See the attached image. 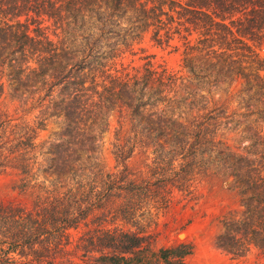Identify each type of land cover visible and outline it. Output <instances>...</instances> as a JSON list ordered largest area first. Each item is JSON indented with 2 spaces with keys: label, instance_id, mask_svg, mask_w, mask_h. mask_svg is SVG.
Wrapping results in <instances>:
<instances>
[{
  "label": "trees",
  "instance_id": "16d2710c",
  "mask_svg": "<svg viewBox=\"0 0 264 264\" xmlns=\"http://www.w3.org/2000/svg\"><path fill=\"white\" fill-rule=\"evenodd\" d=\"M148 35L184 42V72L151 56L142 71L125 66ZM263 47L264 0H0V95L5 75L21 110L38 112L15 122L0 109V175L17 171L32 197L0 202V264H187L191 245L157 247L151 229L174 191L196 200L212 170L234 179L245 207L218 247L264 254L263 166L244 171L223 143L235 117L264 123ZM240 83L237 109L254 110L241 115L225 99ZM52 118L62 130L39 144ZM248 129L264 160V127ZM106 135L116 173L97 162ZM137 154L149 159L139 175L126 166Z\"/></svg>",
  "mask_w": 264,
  "mask_h": 264
},
{
  "label": "rangeland",
  "instance_id": "374dc122",
  "mask_svg": "<svg viewBox=\"0 0 264 264\" xmlns=\"http://www.w3.org/2000/svg\"><path fill=\"white\" fill-rule=\"evenodd\" d=\"M194 39L193 37L192 40ZM142 49L145 52H142ZM184 49V42L180 39H175L170 46H159L151 40V35H148L136 47L137 55L126 56L124 64L129 67L130 71H142L149 61L143 60V58L151 56L150 61L154 67H165L169 71L184 72L182 69ZM260 55L264 58V47L260 50ZM1 83L3 91L0 95V109L8 113L15 122L33 121L38 112L34 110H32L33 112L30 110L23 112L19 100L13 97V86L5 75L1 77ZM241 88L240 83L236 87L234 86L227 98L224 97L228 101L234 100L230 111H237L240 115L254 111L247 112L237 109L235 100ZM28 107H31V104ZM257 117L254 114L248 121L241 116L235 117V121L224 130L223 143L230 152L244 158V171L255 167L260 170L261 166L264 170L262 146L259 144L258 138L253 140L252 132L249 133L248 129V127L251 129L264 127V123H259L256 126L253 124ZM61 121V118L50 119L45 130L40 132L38 143L42 144L60 133L62 130ZM109 136L104 137L96 157L97 162L106 173H116L123 168L116 163L112 155ZM148 162L147 155L137 154L128 160L126 166L129 172L139 175L145 171ZM214 172L212 170L210 174L197 180L195 184L196 200H190L185 194L174 191L171 209L168 213L160 214L157 226H152L151 229L156 236L157 247L191 245L192 255L186 258L187 264H264V254L253 244L245 247L243 256H235L218 247V237L225 232L224 224L228 222L240 223L244 219L245 207L241 202L239 187L235 184L234 179L228 176L219 177ZM18 179V173L13 169L0 175V202L30 205L32 197L29 194H22L17 189ZM81 232L80 230L71 232L75 244ZM79 256L80 253L73 256L72 259L75 263H81Z\"/></svg>",
  "mask_w": 264,
  "mask_h": 264
},
{
  "label": "water",
  "instance_id": "95a60500",
  "mask_svg": "<svg viewBox=\"0 0 264 264\" xmlns=\"http://www.w3.org/2000/svg\"><path fill=\"white\" fill-rule=\"evenodd\" d=\"M179 238H181V235H179Z\"/></svg>",
  "mask_w": 264,
  "mask_h": 264
}]
</instances>
